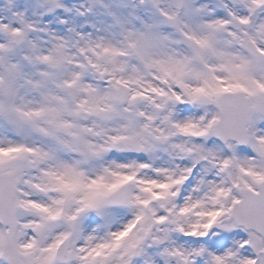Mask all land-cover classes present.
Returning <instances> with one entry per match:
<instances>
[{
  "label": "snow or ice",
  "instance_id": "snow-or-ice-1",
  "mask_svg": "<svg viewBox=\"0 0 264 264\" xmlns=\"http://www.w3.org/2000/svg\"><path fill=\"white\" fill-rule=\"evenodd\" d=\"M0 264H264V0H0Z\"/></svg>",
  "mask_w": 264,
  "mask_h": 264
}]
</instances>
